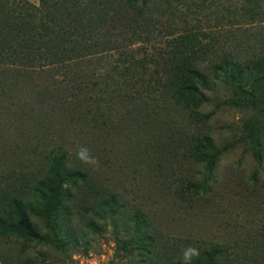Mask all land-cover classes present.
<instances>
[{
  "label": "trees",
  "instance_id": "1",
  "mask_svg": "<svg viewBox=\"0 0 264 264\" xmlns=\"http://www.w3.org/2000/svg\"><path fill=\"white\" fill-rule=\"evenodd\" d=\"M262 2L242 0L239 7L233 6L228 12L240 14L244 21L255 20L263 15ZM176 10L171 0H38V4L0 0V118L11 116L12 120L34 124L45 133L70 131L78 137L97 129L122 132L125 136L134 132L139 145L145 144L154 128L165 123V117L176 122L179 118L175 141L185 156L205 170L202 183L186 182L183 190L198 195L208 190V178L220 155L234 144L219 147L209 134L191 133L189 127L194 112L199 115L198 109L209 100L207 92L220 86L228 95L222 104L253 111L255 116L245 123L247 134L237 142L252 144L251 155L261 162L264 52L251 61H235L231 51L219 52L212 40L214 36L198 31L178 34L176 26L160 22L163 15L175 17ZM159 24L164 31L173 28L166 32L169 38L164 48L139 59L142 48L132 47L151 42ZM207 37L209 42L204 43ZM73 64L81 66L80 77L87 81L83 79L80 84L83 91L71 93L56 76ZM11 108L15 110L10 112ZM182 114L187 115L186 121ZM131 143L127 149L134 148ZM25 155L41 157L37 161L43 162L42 167L29 172V167L14 164L5 175L35 176L33 184L28 187L29 179L23 185L31 191V209L45 224L47 234L40 235L30 227L21 209L24 203L13 198V191H20L21 183L13 191L1 190L0 230L4 233L39 239L60 249L58 222L64 197L70 196V217L80 215L78 221L93 233L98 232L96 220L104 219L106 214L118 220L121 210H133L130 214L134 222L126 228L131 232L129 240L120 241L117 225L112 224V239L124 251L125 259L138 250L150 260L149 264H184L183 252L193 246L200 255L191 264L227 260L228 251L218 242L193 237L176 239L158 230L150 216L129 201H122L118 193L92 175L77 152L63 144L30 150ZM76 192L82 194L80 199L84 202L98 199L96 205L91 202L86 206L90 216L80 214ZM2 214L13 215L17 222L14 224Z\"/></svg>",
  "mask_w": 264,
  "mask_h": 264
},
{
  "label": "rangeland",
  "instance_id": "2",
  "mask_svg": "<svg viewBox=\"0 0 264 264\" xmlns=\"http://www.w3.org/2000/svg\"><path fill=\"white\" fill-rule=\"evenodd\" d=\"M38 4V0H28ZM176 7V16L163 15L160 22L176 26V33L198 31L214 36L219 52L231 51L235 61L254 60L264 50V2L263 15L255 20L244 21L240 14L230 15L233 6L239 7L242 0H171ZM235 23L234 21H237ZM161 24L151 42H139L132 48L140 46V58H147L163 49L166 32ZM209 37L203 39L209 42ZM155 49H157L155 51ZM118 55H113L116 58ZM81 66L73 64L71 69L61 71L56 78L66 90L83 91L80 84ZM87 81L86 79H84ZM83 85V84H82ZM209 100L202 103L189 120L191 133L209 134L214 143L221 147L233 142V147L222 153L208 178V190L192 195L183 188L186 182L202 183L205 175L202 165L184 155L183 148L175 141L178 129L172 117H165L160 127L149 133L145 144L139 145L134 132L125 136L113 130L85 133L78 137L70 131L47 132L32 123L12 120L11 116L0 118V199L1 190L13 191L21 183L20 191H13V198L22 202L21 209L31 228L45 236V224L32 211L29 200L31 191L25 189L24 180L35 176L28 174L20 177L5 175L14 164L29 167V172L42 167L41 157L24 156L30 150H46L54 145L63 144L66 148L79 153L87 149L93 162H86L92 175L100 182L119 194L121 200H127L133 206L145 212L153 220L156 228L169 237L203 238L218 242L227 249V260L218 264H264V134L261 139V162H256L252 153V144L237 142L245 136V123L255 116L251 110L230 108L222 101L227 92L217 86L207 92ZM73 100V99H72ZM9 107V102L6 104ZM15 108H11L12 112ZM212 113L208 119L201 115ZM187 120V115L184 116ZM199 117V119H198ZM184 121V122H185ZM88 132V130H84ZM264 131V116L261 121ZM132 142V143H131ZM134 148L127 149V145ZM85 162V161H84ZM26 172V171H24ZM208 176V175H207ZM71 193H75L71 189ZM80 214L90 216L86 209L91 202L96 205L98 199L84 202L77 193ZM73 203V202H72ZM70 196L63 200L60 229L57 231L60 249L39 239H28L14 233L0 230V264H149L140 251L136 250L129 259L124 258V251L116 247L112 239V224L117 225L120 241L129 240L130 227L134 220L130 213L121 210L120 218L114 220L108 214L102 220H96L98 232L85 229L78 220L80 215H69L67 206H72ZM7 204L14 213L11 200ZM2 217L17 222L10 214ZM207 232L208 235L204 234ZM135 246V245H133ZM147 259V260H145Z\"/></svg>",
  "mask_w": 264,
  "mask_h": 264
},
{
  "label": "clouds",
  "instance_id": "3",
  "mask_svg": "<svg viewBox=\"0 0 264 264\" xmlns=\"http://www.w3.org/2000/svg\"><path fill=\"white\" fill-rule=\"evenodd\" d=\"M78 157L85 162H93L91 161V158L88 155L87 149H81L78 153ZM199 255H200L199 249L193 246H188L185 248L183 252L182 260L184 264H191V261L194 258L199 257Z\"/></svg>",
  "mask_w": 264,
  "mask_h": 264
}]
</instances>
